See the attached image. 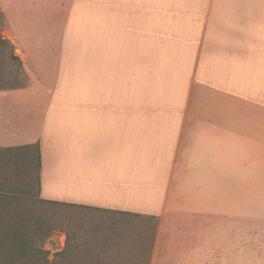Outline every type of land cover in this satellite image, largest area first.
Returning a JSON list of instances; mask_svg holds the SVG:
<instances>
[{
    "label": "crops",
    "instance_id": "0c3cea01",
    "mask_svg": "<svg viewBox=\"0 0 264 264\" xmlns=\"http://www.w3.org/2000/svg\"><path fill=\"white\" fill-rule=\"evenodd\" d=\"M0 11L26 77L0 153L37 147L38 198L154 221L149 264H223L230 223L264 219V0Z\"/></svg>",
    "mask_w": 264,
    "mask_h": 264
},
{
    "label": "rangeland",
    "instance_id": "374dc122",
    "mask_svg": "<svg viewBox=\"0 0 264 264\" xmlns=\"http://www.w3.org/2000/svg\"><path fill=\"white\" fill-rule=\"evenodd\" d=\"M0 38L10 43L15 40L1 11ZM12 47H0V88H14L26 82L18 63L9 57L14 53L15 46ZM32 170L24 167L14 155L0 153V209L4 206L7 211L12 210L14 205L8 197L16 194L22 198L26 211L51 227L48 238L41 244L42 249L50 253V264H149L154 221L44 204L37 198V179L30 173ZM230 225L231 232L226 234L229 239L219 244L227 245L226 250L216 256L225 259L223 264H264V219L248 218L247 222H231ZM64 247L71 250L70 253L53 258V254Z\"/></svg>",
    "mask_w": 264,
    "mask_h": 264
},
{
    "label": "trees",
    "instance_id": "16d2710c",
    "mask_svg": "<svg viewBox=\"0 0 264 264\" xmlns=\"http://www.w3.org/2000/svg\"><path fill=\"white\" fill-rule=\"evenodd\" d=\"M3 46L13 49L8 41L0 38V47ZM9 57L11 60L18 63L22 69L19 59L13 52L9 54ZM5 89L13 88H0V90ZM24 149L26 148L13 149V151H22ZM35 151L37 153L9 154L14 155L24 167L28 168V170L33 168L34 170L30 173L36 175V179L38 180L41 158L37 147ZM12 195V197L8 198L12 200L11 203L14 205L13 209L7 211L4 206L0 209V213L2 214L0 217V264H50L48 261L49 252L43 250L41 244L48 238L51 227L41 222L29 211H26L20 196L16 194ZM39 201L52 206H66L41 199H39ZM63 253L64 252L55 253L54 258L61 257Z\"/></svg>",
    "mask_w": 264,
    "mask_h": 264
}]
</instances>
